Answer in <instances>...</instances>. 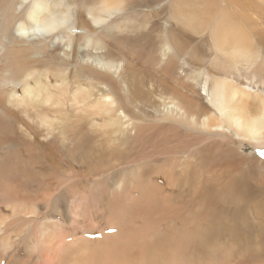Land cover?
<instances>
[{
    "label": "bare ground",
    "instance_id": "6f19581e",
    "mask_svg": "<svg viewBox=\"0 0 264 264\" xmlns=\"http://www.w3.org/2000/svg\"><path fill=\"white\" fill-rule=\"evenodd\" d=\"M262 153L264 0H0V264H264Z\"/></svg>",
    "mask_w": 264,
    "mask_h": 264
},
{
    "label": "rangeland",
    "instance_id": "374dc122",
    "mask_svg": "<svg viewBox=\"0 0 264 264\" xmlns=\"http://www.w3.org/2000/svg\"><path fill=\"white\" fill-rule=\"evenodd\" d=\"M26 122V121H25ZM27 124V123H26ZM37 124V123H36ZM27 126L29 127V131H34V130H36V128L35 127H31V126H29L28 124H27ZM255 152L252 150V149H246V151L244 152V154H246V155H251V154H254Z\"/></svg>",
    "mask_w": 264,
    "mask_h": 264
},
{
    "label": "snow or ice",
    "instance_id": "6c2138e0",
    "mask_svg": "<svg viewBox=\"0 0 264 264\" xmlns=\"http://www.w3.org/2000/svg\"><path fill=\"white\" fill-rule=\"evenodd\" d=\"M261 155H264V153H262Z\"/></svg>",
    "mask_w": 264,
    "mask_h": 264
}]
</instances>
